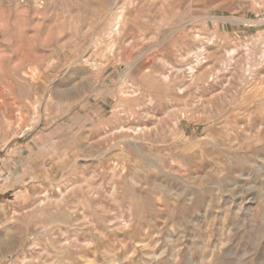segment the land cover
<instances>
[{
  "label": "rangeland",
  "instance_id": "rangeland-1",
  "mask_svg": "<svg viewBox=\"0 0 264 264\" xmlns=\"http://www.w3.org/2000/svg\"><path fill=\"white\" fill-rule=\"evenodd\" d=\"M0 264H264V0H0Z\"/></svg>",
  "mask_w": 264,
  "mask_h": 264
}]
</instances>
